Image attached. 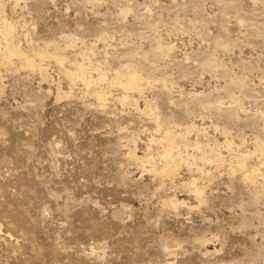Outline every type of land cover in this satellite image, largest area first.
Segmentation results:
<instances>
[{
    "label": "rangeland",
    "instance_id": "obj_1",
    "mask_svg": "<svg viewBox=\"0 0 264 264\" xmlns=\"http://www.w3.org/2000/svg\"><path fill=\"white\" fill-rule=\"evenodd\" d=\"M0 264H264V0H0Z\"/></svg>",
    "mask_w": 264,
    "mask_h": 264
},
{
    "label": "bare ground",
    "instance_id": "obj_2",
    "mask_svg": "<svg viewBox=\"0 0 264 264\" xmlns=\"http://www.w3.org/2000/svg\"><path fill=\"white\" fill-rule=\"evenodd\" d=\"M5 49H7V48H5ZM18 54H19L18 51H16L15 49L14 50L13 49L12 50L11 49H9V50L7 49L5 56L8 59V57H12L13 55H17V57H18ZM27 63L30 65L31 62L29 63V61H28ZM137 82L138 81L135 78H129L128 80H126L125 85H123V86H125L127 88L128 87L132 88V87H135V86L137 87V85H138Z\"/></svg>",
    "mask_w": 264,
    "mask_h": 264
}]
</instances>
